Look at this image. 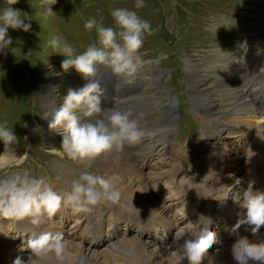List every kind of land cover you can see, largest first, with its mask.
I'll use <instances>...</instances> for the list:
<instances>
[{
	"label": "rangeland",
	"instance_id": "1",
	"mask_svg": "<svg viewBox=\"0 0 264 264\" xmlns=\"http://www.w3.org/2000/svg\"><path fill=\"white\" fill-rule=\"evenodd\" d=\"M96 50L104 53L114 64L117 60L126 61V68L141 70L133 75L136 76L133 80L138 81L137 84L142 83L138 93L144 97L138 104L140 110L131 115L145 117L149 127L162 125V122H157L158 119L170 121V143H176L177 151L198 147L196 155L184 160L186 153L182 152L180 155L185 154L179 160L175 155H160L166 144L158 143L156 136L138 138L144 140L142 145L146 153V145L150 151L148 154L159 152L143 164V172L149 175L161 172L178 166L184 160L181 166L179 164L182 169H179L188 184L194 185L199 180H195L198 174L209 184H219L217 179L228 185L236 183L232 188L238 194L241 186L237 177L243 176L242 163L232 161L235 164L227 170L229 175L237 172L232 177L215 173L221 167L220 156H235L240 147H248L255 134L249 124L231 119L204 136L203 127L193 113L196 109L191 96L196 86L192 83L195 75L198 80L206 81L209 87L204 90V98H208L216 114L240 102L242 95L245 100L248 99L244 89L236 82V60L248 63L245 67L248 76L254 77L258 72L264 74V0H0V152L10 150L13 159L14 155L17 156L0 170V203L16 198L15 187H27L28 181L42 177L48 183L58 180L62 188L84 196L88 192L94 196L96 189L107 196L105 190L118 189L108 184L109 177L101 166L103 157L97 156L94 161L83 164L73 155L79 137L71 130H75L85 113L90 112L84 110L80 99L89 87L84 78L75 72L72 60L89 58ZM194 68L196 72L192 71ZM228 70L233 74H228ZM165 96H168L169 104L174 103L171 99L175 100L176 106L168 115ZM48 98H52L57 105L53 113L44 105ZM141 110L142 113H139ZM113 115L119 120L118 124L116 122L119 130L125 129V121L135 123L130 115L129 119ZM50 117L69 120L72 128L62 127L48 132L46 121ZM162 128L166 129L164 125ZM123 131L120 130V133ZM121 137L124 139V136ZM135 147L134 150H139ZM207 170L209 177L203 179ZM168 180L161 184L160 194L171 210L174 205L170 215L175 219L173 211L179 207L185 209L189 201L197 199L198 195L178 198L175 184ZM106 183L109 187H105ZM256 189L260 191V187ZM217 198L214 195L211 202L206 198L198 202L205 207L210 206L208 210H212L213 214L209 216L223 218V222L228 223L229 219L235 220L234 215L225 213L221 203H213ZM111 208L120 212L115 206ZM153 213L158 215H150L153 221L150 226L157 231L153 224L163 226L167 220L160 210ZM126 214L135 223L146 220L139 215L134 218L128 212ZM240 215L262 223L264 232V220ZM188 216V213L184 215L190 221ZM204 220L207 223L206 216ZM243 222L245 225L241 228L247 229L248 221ZM66 223L68 216L62 226L65 227ZM239 226H233L236 233L245 236ZM81 230L78 224L75 236H81ZM72 231H75L74 227ZM114 235L116 238L115 232ZM252 235H258V231ZM105 237L107 235H102V238ZM220 238V233H212L210 228L204 243L210 249H222L224 244L218 248ZM158 240L161 241L156 239V243ZM87 244L91 247L95 243ZM33 248L22 246L18 250L23 253L21 258L29 259ZM251 250L246 248L245 251L249 254Z\"/></svg>",
	"mask_w": 264,
	"mask_h": 264
},
{
	"label": "bare ground",
	"instance_id": "2",
	"mask_svg": "<svg viewBox=\"0 0 264 264\" xmlns=\"http://www.w3.org/2000/svg\"><path fill=\"white\" fill-rule=\"evenodd\" d=\"M230 67L227 66V68ZM192 71L196 72V68L192 69ZM228 74H233V72L229 71ZM193 78L192 86H196L191 96V100H194L192 105L196 109V113H193L203 127L204 136L209 135V132L216 126L231 119L238 120V123L249 124V127L255 134L251 142H249L248 147L245 149L240 147L235 156H220L221 161L219 163L221 167L215 173L218 174L219 172V174L222 173L225 176L232 177L237 173L234 172L231 175L227 173L228 168L235 164L232 161L242 163L243 176L237 177V182L241 186L238 194H235L234 188H232L236 183H229L230 185H228L226 182L219 181L220 179H217L219 184L217 182L209 184L206 180L199 179L194 185H190L178 166H172L175 170L168 167L161 172H151L152 174L150 175L145 174L141 167L148 159H152L159 152L148 154L144 148L142 150L144 149L145 151H139L140 149L134 150L135 144H133V140L138 141V138H149L151 136L154 138L156 136L158 143L165 142L166 144V149L160 155L163 157H165L164 155H175L180 160L181 156L186 152L180 155L182 152L177 151L176 143H170L172 124L166 119L165 122H163V119H158L157 122H162V125L158 124L149 127L145 117H138L139 115L133 114L130 116L135 123L125 121V129H120L124 130L123 133H120L119 127H117L119 120H116L109 110L101 106V102L94 96L93 91L88 88V91H84V95L80 99L84 104V110H89L90 114L85 113L83 120L77 128L71 130L77 133L79 137L78 141L75 142L73 155L83 164L94 161L97 156L103 157L104 160L101 162V166L109 177L107 178L108 184L111 185V188L112 185L118 187L117 190L113 191V196L109 197L112 200H109L103 206H98L97 212L100 216V224L103 223V216L106 211L111 212V215L119 212H114L111 208L112 206L119 209L121 213L128 212L134 218H137L136 215H138L137 212L139 211L147 212L145 214L158 215L153 212L159 210L168 218L170 207L164 203L165 199L160 194L161 182H164L167 178L170 179L168 181H172L175 184L174 191L178 194V198H183L184 196L192 198L191 196L198 195L197 199L192 198L189 201L185 209L181 210L179 207L173 211L174 217L180 220L181 229H185V231L187 228L190 229L191 222L187 221L184 215L188 213L196 219L195 225L190 230L194 235H197L198 222L204 220V216L207 218L205 226L209 223L208 217L213 219L218 218L216 216L213 217V215L209 216L213 213L207 214L210 212L208 210L210 206L205 207L198 202L202 198H206L208 202H211L214 195H217L218 198L213 203H221L224 206L226 214L234 215L235 220L232 221L226 217L227 220L229 219V223H232L233 226L239 224V229L245 234L249 233V231L243 227L241 228V225H245L243 221H249V219L240 214L264 220V105H257L253 108L252 103L248 99L245 100L242 95L240 102L232 104L223 113L216 114V111L212 109V104L208 103V98H204L206 97L204 90H207L209 87L205 83L206 81L202 82L198 80L196 75ZM259 89L261 90L260 93L263 94V89ZM166 97L168 96H165V103L167 104L165 110L166 115H168L170 111L175 110L176 106L175 100L171 99L174 103L169 104V99ZM259 98H261V95ZM44 105L52 113L57 108L52 98L45 100ZM138 112L142 113V110ZM130 116L122 117L123 119H129ZM207 118L209 120L212 119L213 122L206 120ZM58 119L50 117V120L46 121L48 132L56 131L62 127H66L69 130L72 128L71 121L63 120L64 118ZM163 125L166 129L162 128ZM132 127L134 128L132 129ZM134 129H139V131ZM148 131L149 133H147ZM125 134L128 135L127 140L125 137L124 139L121 137ZM16 158L17 156L14 155V159ZM14 159L10 150L0 152V170L3 168V165L11 163L10 161ZM166 185L170 186L169 183H166ZM256 187H260V191ZM188 192L191 193L188 194ZM115 201L118 203H115ZM174 201L176 202L177 200ZM76 203L79 204V202ZM219 214L222 215L220 212ZM166 218L164 219L167 220ZM223 220L222 218L220 232L222 239L218 240V248L224 244L222 249L215 247L210 249L208 244L205 243L198 246V248L194 246H191V248L175 246V244L171 245L167 241L159 242V240L156 243L155 238L145 241L136 234L118 240L115 238L114 232L105 238H102L101 235L100 238L94 240L85 233H82L81 236H75L77 233L76 229L78 228L77 224L74 227L75 231L67 235L68 240L57 244L34 245V248L32 247L34 249L33 253L31 252L29 259H25L20 263L14 259L15 262L13 261L12 264H264V232L262 228L258 231V235L247 234V237L236 233L235 228L226 220V222H223ZM57 224H61V222ZM61 227L63 228L64 226ZM209 234L210 228L207 227L205 240ZM223 236H226L225 239ZM114 238L115 240H111L112 244L106 245V243L110 242V239ZM88 242L90 245L95 244L89 247ZM246 248H251V253H246Z\"/></svg>",
	"mask_w": 264,
	"mask_h": 264
}]
</instances>
